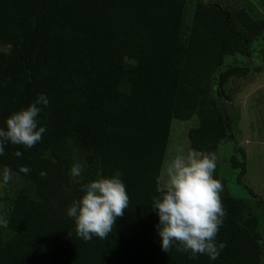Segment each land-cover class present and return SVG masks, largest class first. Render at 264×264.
I'll return each mask as SVG.
<instances>
[{
	"label": "trees",
	"instance_id": "1",
	"mask_svg": "<svg viewBox=\"0 0 264 264\" xmlns=\"http://www.w3.org/2000/svg\"><path fill=\"white\" fill-rule=\"evenodd\" d=\"M184 3L0 0L6 48L0 50V128L37 95L49 100L37 117L46 129L42 141L32 148L9 143L0 156V170L9 167L21 182L0 240V264H264L257 243L264 233L255 231L254 217L241 221L244 202L228 194L217 168L227 215L216 240L226 247L216 260L161 249L152 198L160 195L170 122L195 117L196 127L185 134L188 147L215 152L228 126L213 88L222 95L228 78L250 69L244 61L223 67V58L242 60L254 38L264 36V17L200 2L183 30ZM75 162L83 170L74 179ZM230 165L240 166L233 156ZM117 172L129 206L106 239L84 241L67 209L82 196V185Z\"/></svg>",
	"mask_w": 264,
	"mask_h": 264
},
{
	"label": "clouds",
	"instance_id": "2",
	"mask_svg": "<svg viewBox=\"0 0 264 264\" xmlns=\"http://www.w3.org/2000/svg\"><path fill=\"white\" fill-rule=\"evenodd\" d=\"M48 105L47 97L39 94L29 106L10 114L5 127L0 128V156L5 154V145L9 143L32 148L42 141L46 129L38 127L37 117L42 107ZM179 151L165 169L167 180L157 190L160 195L152 198L153 210L159 217L161 249L168 253L175 246L177 253H186L189 259L206 255L216 260L226 247L222 242L217 243L216 238L227 215L221 197L223 184L214 178L217 154L194 149L186 154L183 149ZM14 155L21 157L22 153L16 151ZM82 170L83 166L76 163L70 175L74 179L80 177ZM29 171L27 167L19 168L20 173ZM14 175L7 166L0 171L4 184ZM40 175L45 177L46 173ZM120 176L117 172L110 178L101 177L82 185V196L67 209V216L74 219L76 235L82 240L90 241L94 236L106 239L113 232L117 218L124 216L129 196ZM6 224L0 216V225ZM257 243L264 245V240Z\"/></svg>",
	"mask_w": 264,
	"mask_h": 264
},
{
	"label": "rangeland",
	"instance_id": "3",
	"mask_svg": "<svg viewBox=\"0 0 264 264\" xmlns=\"http://www.w3.org/2000/svg\"><path fill=\"white\" fill-rule=\"evenodd\" d=\"M196 2L214 5L224 11L242 7L253 18L264 17V0H185L183 30L190 22ZM263 45L264 36L255 37L250 45L251 51L246 56H240L242 60L236 55L225 56L223 67L244 61L250 68L249 72L241 77L228 78L222 85V95L218 93L216 86L211 93L228 126L227 139L219 142L215 151L218 175L224 180L228 194L244 202L241 221L250 217L256 219L257 233H264V221L261 217V204L264 202V55L261 54ZM0 50L5 51L6 48L0 45ZM196 125L195 117L187 121L171 120L170 136L158 179L159 188L166 183L165 169L168 163L180 154L179 150L183 149L186 154L190 149L185 134L189 128ZM232 156L240 166L244 164L242 176H239L240 166L235 169L231 167ZM20 183V179L15 175L8 184H4L0 178V216L5 220L8 218L14 191ZM247 189L251 191V195ZM6 237L5 225H0V240ZM260 252L261 261L264 262L262 244Z\"/></svg>",
	"mask_w": 264,
	"mask_h": 264
},
{
	"label": "crops",
	"instance_id": "4",
	"mask_svg": "<svg viewBox=\"0 0 264 264\" xmlns=\"http://www.w3.org/2000/svg\"><path fill=\"white\" fill-rule=\"evenodd\" d=\"M169 136H170V130H169V135H168V139H169ZM163 163V162H162ZM162 166V165H161ZM160 171H161V169H160ZM159 175H160V173H159ZM159 179V178H158ZM157 186H158V182H157ZM159 188V187H158Z\"/></svg>",
	"mask_w": 264,
	"mask_h": 264
}]
</instances>
